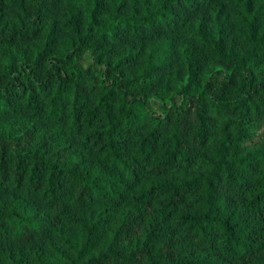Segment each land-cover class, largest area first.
Masks as SVG:
<instances>
[{
  "label": "trees",
  "instance_id": "16d2710c",
  "mask_svg": "<svg viewBox=\"0 0 264 264\" xmlns=\"http://www.w3.org/2000/svg\"><path fill=\"white\" fill-rule=\"evenodd\" d=\"M0 264H264V0H0Z\"/></svg>",
  "mask_w": 264,
  "mask_h": 264
}]
</instances>
